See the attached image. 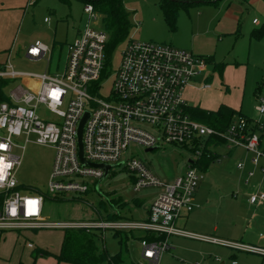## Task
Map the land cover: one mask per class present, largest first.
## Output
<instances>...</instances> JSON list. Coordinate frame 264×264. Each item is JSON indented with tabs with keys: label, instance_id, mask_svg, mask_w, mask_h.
<instances>
[{
	"label": "built area",
	"instance_id": "built-area-1",
	"mask_svg": "<svg viewBox=\"0 0 264 264\" xmlns=\"http://www.w3.org/2000/svg\"><path fill=\"white\" fill-rule=\"evenodd\" d=\"M84 13L89 17V25L70 46L62 75L19 72L10 59L0 63V86L20 77L35 82L25 88L15 87L7 95L9 102H0V235L81 228L142 231L145 235L141 239V256L146 264H159L163 254L171 249V237L202 240L264 257V248L201 236L176 227L183 212L191 213L194 209L195 196L204 179L200 161L205 154L215 155L211 150L212 139L222 140L230 149L251 153L255 166L264 158L261 137L251 132L246 119L237 118L226 131L220 132L194 119L189 112L191 106L185 92L197 78L208 73V60L170 45L132 39L127 42L120 65L113 73L107 56L109 35L90 24L98 19L99 13L92 5L84 6ZM45 22L50 21L46 18ZM51 51L37 41L28 48L27 58L33 62L47 59L50 64L47 57ZM111 76L114 78L111 91L108 96H102L104 83ZM40 108L53 119L42 117ZM256 111L264 115L263 98L258 99ZM86 113L90 116L83 129L82 145L87 163L113 168L121 163L131 146L149 152L163 144L177 145L194 155L186 173L172 183L162 182L137 158L127 161L135 192L149 187L160 190L144 221L103 220L90 225L49 222L44 217L46 196L21 191L17 173L22 159L16 151L24 150L30 142L56 151L48 185L50 197L86 194L91 185L97 186L96 182L104 178L102 169L85 165L79 155V126ZM257 124L263 130L264 126ZM238 167L242 169L243 164ZM253 174L249 173V177ZM249 202L254 206L264 204V192L253 193ZM148 235L152 239H147ZM28 247L34 245L30 243Z\"/></svg>",
	"mask_w": 264,
	"mask_h": 264
},
{
	"label": "rangeland",
	"instance_id": "rangeland-1",
	"mask_svg": "<svg viewBox=\"0 0 264 264\" xmlns=\"http://www.w3.org/2000/svg\"><path fill=\"white\" fill-rule=\"evenodd\" d=\"M123 1L131 28L126 39L112 52L110 67L113 73L120 65L122 52L129 40L167 44L172 34L162 16L160 0ZM182 14L186 19V12ZM46 18L49 23L45 22ZM89 22V17L84 13V5L76 0H70L69 3H61L59 0H29L28 5L16 10L0 5V63H6L10 59L15 70L19 72H49L62 75L70 46ZM90 24L95 29L107 32L101 14ZM182 25L183 30H187V20ZM247 26L248 23L245 28ZM37 41L52 49L47 57L50 58V64L47 59L33 62L26 57V50ZM217 61L227 64L225 77L227 76V83L231 86V98L228 103L233 105L240 101L244 114L261 122L264 115L256 112V106L259 98L264 99V38L250 42L249 35L245 34L239 40L227 39L219 44ZM113 80L111 76L105 81L102 96L109 95ZM34 83L32 79L20 77L7 80L6 84L0 87L4 94L8 95L19 85L25 88ZM238 85L241 89L235 90L234 87ZM256 92L258 93L255 96ZM199 98L201 107L209 110H214L215 103L219 100L218 95L212 91L200 94ZM39 114L44 118L53 119L43 108L39 109ZM20 144L25 145L23 141H20ZM211 150L220 155V160L213 162L209 169L203 172L204 179L199 187L201 200L197 203L199 207L195 209L205 222V227L209 231H213L214 227H217L218 231H263L258 223L264 221V210L255 211L249 202L250 195L256 190L255 186L261 184V179L255 178L245 184V177L237 170L235 156L229 155L223 145L215 151L214 147H211ZM16 153L22 159L17 173L19 187L24 193L36 194L37 191L46 196L44 217L49 222L88 225L105 221L107 212H120L124 217L122 220L144 221L147 217V207L160 190L149 187L139 192L134 191L132 175L127 169V161L131 158L143 161L152 174L165 183H172L183 176L187 171L188 162L194 159V155L182 146L163 144L159 149L149 152L144 148L131 146L123 154L122 164L113 167L105 179L96 182L97 186L91 185L88 193L63 194L55 199L48 194L56 155L54 148L30 142L24 150L19 149ZM87 181L90 183V180ZM137 201L141 206L137 207ZM254 214L258 216L256 220H253ZM30 232L33 234L32 242L38 248L49 250L52 254L61 249L64 230ZM94 232L98 235L97 245L100 252H106L110 256L121 254L122 264H146L141 256V239L145 235L144 232L108 229ZM217 236L224 241H231L229 237L225 239ZM206 243L208 242L197 239H175L174 250L164 253L159 264H264V258L259 254ZM35 255V250L27 248L26 238L23 236L17 239L14 234H8L0 245V264L48 263L44 262L48 259L43 260L41 257L35 260Z\"/></svg>",
	"mask_w": 264,
	"mask_h": 264
},
{
	"label": "crops",
	"instance_id": "crops-1",
	"mask_svg": "<svg viewBox=\"0 0 264 264\" xmlns=\"http://www.w3.org/2000/svg\"><path fill=\"white\" fill-rule=\"evenodd\" d=\"M176 1H184V2L193 1L195 3L180 11L177 20L176 30L174 31L171 30L172 34H170L169 43L167 44L161 43V44L170 45L176 49L191 52L196 55L205 57L206 59L209 60L208 73L205 76H201L197 78L192 84L188 86L185 92V98L188 104L193 108L197 107L202 110L210 111V112H216L219 110L221 106H226L237 112H240L245 117L254 120L252 117L244 114L242 110V104L240 103V101H237L236 104L233 105L228 103L229 98H231V86L228 85L229 83H227V76L225 77L227 64L225 62H218L217 55L219 50V44L224 43L225 40L227 39L239 40L240 37H244V35L246 34L249 35L250 42L260 41L252 38V32L256 29H259L264 24V0H220L216 4L205 3L203 2V0H176ZM28 3L29 0H0L1 6L8 7L13 10L20 9L24 5H28ZM182 12H186L187 15V17L185 15L186 19H184L183 17L184 15L182 14ZM251 17L252 20H250ZM185 20H187V27H186L187 30L186 29L183 30L184 26L182 24L183 23L185 24ZM255 20H258L257 24L254 23ZM245 22L248 23V26L246 28H245L246 25ZM27 50L25 53L26 57H27ZM222 66L224 67L223 77H221L220 74V70ZM234 88L235 90H240L241 86L238 85ZM210 91L216 93L219 98V100L215 103L214 110H209L201 107L199 101L200 94L208 93ZM257 93L258 92L255 93V96L257 95ZM254 121L264 126V118L262 119L261 122H258L256 120ZM257 133L261 137V147L264 150V131H260ZM220 145L225 146L229 151L228 152L229 155H233L237 159V170L241 172V175L243 177H245V184H249L255 178L261 179L262 181L261 184L255 186L256 190L252 192V194L257 191L264 192V172L262 171V168L264 167V159L259 166H255L252 163L253 155L251 153L238 148L230 149L227 147L226 144L221 142L214 143L213 145L214 151ZM214 154L218 158L217 160H220V155L217 152H214ZM239 164H243L242 169H239L238 167ZM251 172L254 174L252 177H249V173ZM199 187L195 196V200H194L195 206L193 211L191 213H187L185 211L183 212L182 216L176 222L177 228L187 231L189 233H193L201 236L214 237L220 240H224V239L219 238L217 235H220L224 238L229 237V239L231 240V241L229 240L230 242L242 243L245 245L264 248V221L258 223L259 228L261 227L263 231H254V229L248 231H242V232L218 231L217 227H214L213 231H209V229L205 227L206 226L205 222L201 220L199 214H197L198 212L195 211V209L199 207L198 204L201 200V198H199L200 196ZM251 206L254 207L255 211L257 212L264 210V204L259 206H254V205ZM148 216H149V207H147V217L145 219H147ZM257 217H258L257 214H254L253 220H256ZM8 234H14V238L17 239H19V236L25 237L27 242V248L31 251L34 250L36 251L40 249L32 242L33 234H31L30 231L7 232L3 234L0 241V245L6 239V236ZM180 238H185V237L170 238V243H171L170 251L174 250V240ZM63 239H64V234H63ZM186 239H191V238H186ZM192 240L196 241V239H192ZM30 243L34 245V248L28 247V244ZM206 244H210L211 246L212 245L220 246L212 243H206ZM220 247H224V246H220ZM60 250L61 249H59V251H57V253L53 255H59ZM45 251H49V250H45ZM41 259L43 260L48 259L47 261H44V262H48L47 264H58L57 260L54 257H41Z\"/></svg>",
	"mask_w": 264,
	"mask_h": 264
},
{
	"label": "trees",
	"instance_id": "trees-1",
	"mask_svg": "<svg viewBox=\"0 0 264 264\" xmlns=\"http://www.w3.org/2000/svg\"><path fill=\"white\" fill-rule=\"evenodd\" d=\"M81 2L84 6L92 5L94 9L103 16L105 30L109 35V42L107 45L108 65L110 66V58L114 48L124 41L129 35L131 23L129 14L127 13L123 0H76ZM220 0H203L205 3H218ZM61 3H69L70 0H59ZM193 1H176V0H160V9L164 16V20L172 31L176 30L179 13L182 9L193 5ZM252 38L255 40H262L264 38V24L252 32ZM208 60V59H207ZM209 62V60H208ZM223 66L220 70L221 77H223ZM6 84V81L1 85ZM9 102V98L1 90L0 87V102ZM192 117L220 132L226 131L233 121L237 118H244L247 120L249 128L252 133L264 131L260 129L257 122L249 119L226 106H221L218 111L210 112L200 108L189 109ZM221 142L220 139H212L211 143ZM209 155V156H208ZM218 158L210 154H205L200 161V168L206 172L209 166ZM41 194L40 192H37ZM57 199V197L55 198ZM137 207L141 203L136 202ZM106 221L122 220L124 217L120 212H107ZM94 231L96 229H67L64 230V239L59 255H53L49 251L36 250L35 260L41 257H54L58 264H122L123 259L121 254L110 256L106 252H100L97 245L98 235ZM147 239H152V236H146ZM2 236L0 235V241ZM129 236L126 234V239Z\"/></svg>",
	"mask_w": 264,
	"mask_h": 264
},
{
	"label": "water",
	"instance_id": "water-1",
	"mask_svg": "<svg viewBox=\"0 0 264 264\" xmlns=\"http://www.w3.org/2000/svg\"><path fill=\"white\" fill-rule=\"evenodd\" d=\"M89 113H86L84 118L82 119L81 123H80V126H79V133H78V138H79V155H80V158L82 160V162L85 164V165H89V166H93L95 168H99V169H102L104 172H105V176L103 179H105L108 175H109V172L110 170L112 169V166L110 165H103V164H90V163H87L85 160H84V155H83V145H82V135H83V129H84V126L89 118ZM102 179V180H103ZM101 180V181H102Z\"/></svg>",
	"mask_w": 264,
	"mask_h": 264
}]
</instances>
